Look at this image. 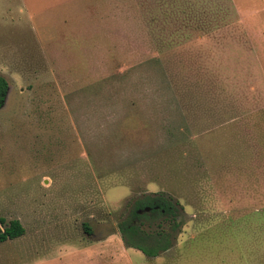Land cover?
<instances>
[{"label": "rangeland", "instance_id": "obj_1", "mask_svg": "<svg viewBox=\"0 0 264 264\" xmlns=\"http://www.w3.org/2000/svg\"><path fill=\"white\" fill-rule=\"evenodd\" d=\"M0 75V218L25 230L0 264H93L159 194L187 227L262 210L264 264V0H0Z\"/></svg>", "mask_w": 264, "mask_h": 264}, {"label": "crops", "instance_id": "obj_2", "mask_svg": "<svg viewBox=\"0 0 264 264\" xmlns=\"http://www.w3.org/2000/svg\"><path fill=\"white\" fill-rule=\"evenodd\" d=\"M259 214H262V210L206 211V217H220L226 225L181 226L176 229L160 227L154 229L169 236L138 244H126L122 240L97 241L82 244L86 247L80 249L92 246L98 250L94 254L93 264H252L251 257L242 247L245 241L259 238L256 233L258 225L252 220L240 219ZM230 218L233 221L229 222ZM185 235L186 238L180 240ZM78 249L70 246L60 252V264H65L64 257L67 258Z\"/></svg>", "mask_w": 264, "mask_h": 264}, {"label": "trees", "instance_id": "obj_3", "mask_svg": "<svg viewBox=\"0 0 264 264\" xmlns=\"http://www.w3.org/2000/svg\"><path fill=\"white\" fill-rule=\"evenodd\" d=\"M8 89L7 81L0 75V110L5 104ZM130 207L126 219L118 224L121 240L126 244L156 241L160 240L158 239L160 237L169 236L154 228L172 227L176 229L182 226L178 222L180 211L178 203L169 196L163 194L145 196L135 199ZM144 227H148L150 231L145 230ZM24 232L18 220H11L7 223L0 218V244L19 238L24 235Z\"/></svg>", "mask_w": 264, "mask_h": 264}]
</instances>
